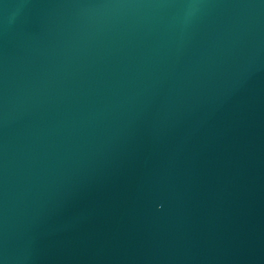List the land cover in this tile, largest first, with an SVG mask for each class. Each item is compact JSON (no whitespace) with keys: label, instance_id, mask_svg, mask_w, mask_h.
<instances>
[{"label":"water","instance_id":"water-1","mask_svg":"<svg viewBox=\"0 0 264 264\" xmlns=\"http://www.w3.org/2000/svg\"><path fill=\"white\" fill-rule=\"evenodd\" d=\"M0 264H264V0H0Z\"/></svg>","mask_w":264,"mask_h":264}]
</instances>
